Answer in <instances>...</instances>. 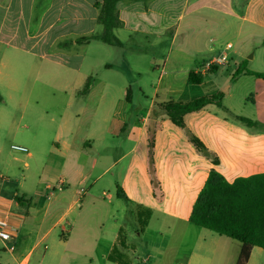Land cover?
I'll return each mask as SVG.
<instances>
[{
	"label": "crops",
	"instance_id": "crops-1",
	"mask_svg": "<svg viewBox=\"0 0 264 264\" xmlns=\"http://www.w3.org/2000/svg\"><path fill=\"white\" fill-rule=\"evenodd\" d=\"M96 1L100 0H0V49L27 51L56 64L63 57L72 59L69 50L51 49L61 38L98 31ZM116 11L123 22L114 30L121 43L115 45L123 59L122 74L132 71L141 76L132 68L150 56L147 72L157 81L150 105L145 114L137 106L131 112L125 107L119 115L109 109L104 112L106 117H101L100 105L110 104L106 100L119 98L120 104H133V93L126 86L129 82L111 91L110 80L93 79L84 94L90 75H81L77 86L63 92L75 105L70 112L50 116L54 137L46 144L47 182L38 175L36 186L23 189L21 195L10 181L0 183V215L8 218L13 233L7 243L0 239V252L5 251L0 264H29L33 252L43 245L39 264L50 254L53 264H121L119 255L122 264H235L241 245L238 254L228 255L226 236L205 237L198 231L188 253L183 249L184 240L195 227L202 228L189 218L212 169L230 183L264 173V81L257 77L252 81L247 78L252 75L241 74L230 78L226 92L216 86L212 94L223 93L222 105L186 114L184 128L175 125L160 104L191 101L188 95L195 85L188 81L190 70L204 74L211 63L218 68L230 66L225 51L232 44L222 46L221 42L231 38L244 43L263 33L264 0H121ZM181 31L187 38L175 46ZM169 34L170 43L164 46ZM32 40L27 48L25 43ZM160 64L163 71L156 77L153 68ZM5 66L1 62V67ZM103 66L110 68L111 64ZM74 68L79 71L81 65ZM2 74L14 85L19 81L10 72ZM249 101L253 109L250 117L240 112ZM94 122L96 128L106 124L100 134L92 127ZM23 128L34 138L28 144L30 150L23 152L32 159L39 148L37 132L30 131L32 127L26 123ZM190 135L203 143L217 164L196 149ZM95 148H101L98 156ZM106 151L115 155L98 164L100 158H107ZM24 165L29 168L30 161L25 160ZM97 165L103 167L92 178L93 184L114 173L102 195L109 198L115 186L116 197L123 200L127 213L119 224L107 226L105 217L95 218L87 210L86 199L92 196L85 187ZM15 185L20 187L23 182ZM119 187L125 198L117 194ZM153 217L159 220L155 239L144 258H137L136 245L149 242L146 236ZM113 251L115 260L109 258ZM246 264H264V249L254 246Z\"/></svg>",
	"mask_w": 264,
	"mask_h": 264
},
{
	"label": "rangeland",
	"instance_id": "rangeland-1",
	"mask_svg": "<svg viewBox=\"0 0 264 264\" xmlns=\"http://www.w3.org/2000/svg\"><path fill=\"white\" fill-rule=\"evenodd\" d=\"M100 29L101 26L98 27V31H95V33H100ZM79 36L84 35H72L61 38L57 43V47L51 49V52L58 50L63 53L69 50L72 55H74V58L68 59L67 61L63 57L58 64H56L54 60L52 62L51 59L42 60L27 51L15 53L12 49H0V71H2L0 73V183L3 181H10L12 185L14 184V188L17 189L20 195L23 189L30 190L36 186L38 175L42 177L44 182H47L46 180L49 175L44 171L47 149L46 144L51 143L54 137V128L53 124L50 122V116L52 114L59 115L74 110L73 105H75V103H70L63 92L77 86L81 75H90L94 81L100 79L110 80V83H112L111 86H113L111 91H117L116 85L129 82L126 86H130L133 93V104H120L119 98L106 100V104H110L107 106L103 104L100 105L99 110L101 111H99V114L101 117H106L104 112H107L106 110L109 109L112 113L119 115V112L123 111L125 107L129 108L131 112V109L137 106H140V112L145 114L150 105V100L153 98V91L157 81H154L147 72L150 56L138 61L137 65L132 68L134 71L135 69L140 71L141 76L134 75L132 71H128L127 74L125 73V75H123L122 72H124V69L120 67L123 59L119 55L118 46L115 44L107 45L100 40H92L88 48L84 44L72 43V41ZM171 36V34L166 36L167 39L166 42L163 43L164 46L170 43ZM186 38L187 34L181 31L175 41V46L180 45ZM150 39H152V37H150ZM228 42L232 44V48L225 51V53H227L229 58L228 62H230V66L221 65L215 73L208 74L204 78V83L201 86H191V92H189L188 95L191 100L212 94L215 92L216 86H218L220 90H223L230 84V78L234 76L238 68H248L256 72H264V32H258L244 43H239L237 40L231 38L224 39L221 45L225 46ZM33 43L32 40L25 44L26 47L29 48ZM239 53L242 55H239ZM82 56H84V58H82ZM1 62L6 63V68L1 67ZM69 62L72 65H68ZM130 62L131 64L134 63L131 60ZM105 63L111 64V67H104L103 65ZM80 65L81 68L79 71L74 68ZM213 65L215 64L211 63L207 65V67H205V72ZM153 71L156 77H158L163 71V66L160 64L159 68H153ZM8 72H10V75L19 77L17 84L14 85L12 81L6 78V75L2 74ZM247 78L252 81L256 79L253 76H247ZM140 90H142V92ZM115 95L118 96L116 93ZM248 98L250 99L252 97ZM93 102L94 107L91 109L94 110L96 109V100ZM249 104L250 101L247 103L246 109L244 107L240 108V112L250 117L253 109L249 108ZM91 112L92 111H90L89 114ZM22 113L24 114V118L20 119ZM24 123L32 127L30 131L35 130V132H37V143L39 144V148L33 156L34 159H28L25 153L12 149L13 145H17L24 146L30 150L28 144L30 141L34 140V138L28 129L24 130ZM97 125L98 124L94 122L92 127L96 128ZM105 125L106 124H103V127L100 125V128L97 127L96 133L100 134ZM108 138L115 141L112 137L108 136ZM95 149V153L98 156V152L101 151V148ZM104 153H106L107 158L103 161L100 158L98 164L108 162L111 156L115 155L113 152L106 151ZM25 160L30 161L29 168L25 167ZM100 167L103 166L97 165L96 168H94L92 177L85 187L92 196L91 199H86V207L88 211H92L91 214H93L95 218L105 217L107 226L114 225L115 223L119 224L127 213L124 212L125 207L123 200L116 197L115 186L112 185L113 189L111 190L109 198L104 199L102 195L103 190L107 188L105 186L107 180L113 177L114 173L108 174L104 180H100L93 184L92 178L101 172ZM24 176L25 179H23ZM19 180L23 182V185L20 187L15 185ZM158 223V218L153 217L149 220L150 229L146 237L150 240L149 242H146V240L142 242L138 241L135 253L137 258H144L143 256L145 253L149 252L148 247L150 248L152 241L155 239L154 227ZM195 229L197 230L188 233L184 240L185 246L183 249H185V253L192 250V243L195 238L198 237V231H201L199 235L205 237H219V235L205 228L195 227ZM224 239L228 241L226 246L227 254H238L240 243L230 238ZM0 244L1 248H3L1 241ZM43 251L44 245L36 249L30 257L29 264L41 263ZM133 254L134 253H132V255ZM0 255L4 256L5 251L1 250ZM132 255L130 254L131 259H133ZM137 258L134 260L138 261ZM181 262L184 263L182 260ZM53 263L54 261L51 254L47 255L43 260V264Z\"/></svg>",
	"mask_w": 264,
	"mask_h": 264
},
{
	"label": "trees",
	"instance_id": "trees-1",
	"mask_svg": "<svg viewBox=\"0 0 264 264\" xmlns=\"http://www.w3.org/2000/svg\"><path fill=\"white\" fill-rule=\"evenodd\" d=\"M119 1L121 0L96 1L95 7L99 9L98 24L101 26V32L79 36L72 43L87 45L92 40H100L107 45L121 44L114 35V30L123 26L116 11ZM217 70L218 67L215 65L204 74L190 70L188 81L198 86L203 83L205 76ZM241 74L252 75L264 81V72H256L248 68H238L233 78ZM92 82L93 78L89 77L82 93L89 92ZM222 98L223 93H218L201 96L189 102L168 101L161 103L160 107L175 125L184 128L186 114L201 110L208 105L221 106ZM190 139L202 155L217 164V159L212 157L199 139L192 135ZM117 194L125 198L120 187L117 188ZM189 221L239 242L241 248L235 264H246L254 246L264 249V173L239 177L230 183L221 173L212 169L193 205ZM114 254L116 253L113 251L109 256L111 260H115ZM119 263L122 264L120 255Z\"/></svg>",
	"mask_w": 264,
	"mask_h": 264
},
{
	"label": "built area",
	"instance_id": "built-area-1",
	"mask_svg": "<svg viewBox=\"0 0 264 264\" xmlns=\"http://www.w3.org/2000/svg\"><path fill=\"white\" fill-rule=\"evenodd\" d=\"M12 149L21 152H28V149L24 146L13 145ZM0 239L1 241L7 243L13 239L12 226L8 218L0 215Z\"/></svg>",
	"mask_w": 264,
	"mask_h": 264
},
{
	"label": "water",
	"instance_id": "water-1",
	"mask_svg": "<svg viewBox=\"0 0 264 264\" xmlns=\"http://www.w3.org/2000/svg\"><path fill=\"white\" fill-rule=\"evenodd\" d=\"M223 91H224V92H226V91H227V89H224Z\"/></svg>",
	"mask_w": 264,
	"mask_h": 264
}]
</instances>
